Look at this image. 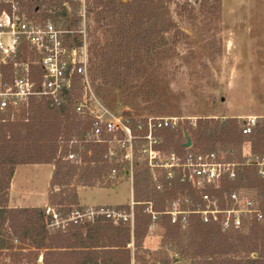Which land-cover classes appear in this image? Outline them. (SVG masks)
<instances>
[{"label":"trees","instance_id":"16d2710c","mask_svg":"<svg viewBox=\"0 0 264 264\" xmlns=\"http://www.w3.org/2000/svg\"><path fill=\"white\" fill-rule=\"evenodd\" d=\"M56 1L60 12L56 13L54 19L66 16L68 9L64 5L65 0H33L28 8L31 11L39 10L40 6L49 9ZM165 1L98 0V5L104 6L107 13L121 15L123 19L115 35L117 44L114 55L103 74L108 75L114 67L119 82L122 68L124 73H140L137 68L138 52L148 47L154 36L146 25L158 17ZM69 3H73V0ZM208 3L209 0H202L201 5L207 7ZM215 3L219 5L220 0H215ZM74 23L78 24L77 21ZM133 46H136V53L132 51ZM120 52L126 61L116 59ZM133 55L136 58L134 61ZM10 73V69L0 66V75L6 80H9ZM79 96L78 91L73 92L68 104L59 108L52 107L46 99L32 98L15 113L0 111V264H24L25 258L28 263L39 258V264H133L137 252L144 248V239L153 219L152 214L146 211L149 207H141L138 214L134 213L133 227L124 221L115 225L102 216L94 221H69L73 213L83 211L78 190L71 184L77 172L81 171L78 184L92 188L103 182L105 175L110 177L112 170H118V164H110L108 158L106 142L112 140L113 135L103 132L99 138L93 136L94 118L76 112L75 101ZM176 131L167 129L162 135L177 151H187L188 139L192 148L206 151H216L217 144L221 145L222 150L238 148L241 151L245 142H251L254 156L260 162L264 161V119H256V127L250 135H244L236 121L214 119L189 127L186 139L183 138V131ZM178 134L179 138L175 140ZM60 147L61 157L57 160ZM31 164L55 165L52 186L59 190L52 191L51 195L60 198L56 203L61 208L52 209L58 220L53 214H47V209L9 207L17 167ZM258 171L256 165L242 167L237 182L231 187L255 190L264 218V178ZM148 180L142 174L134 179L136 206L151 202L153 212L161 214L167 211V200L178 194L201 203V197L194 190L179 182H174L171 188L166 182L162 193L151 196ZM62 187H70L67 197H62ZM210 194L219 200L223 197L221 192ZM145 198L147 200H143ZM220 204L224 205L222 200ZM163 216L162 225L166 229L167 239L174 241L182 234L189 235L190 241L183 254L192 264H264V219L254 221L246 235L244 231L223 232L217 225L203 224L195 216L190 217L187 230L182 231L181 226L171 223L170 216ZM132 244L136 251L131 250ZM242 252L247 256H238Z\"/></svg>","mask_w":264,"mask_h":264},{"label":"rangeland","instance_id":"374dc122","mask_svg":"<svg viewBox=\"0 0 264 264\" xmlns=\"http://www.w3.org/2000/svg\"><path fill=\"white\" fill-rule=\"evenodd\" d=\"M32 1L20 0L29 17L54 18L60 12L58 1L49 9L40 6L39 12L31 11L28 5ZM65 1L68 10L63 20L73 29L83 30L86 35L91 55V84L102 105L104 120H120L137 134L135 126L139 122L177 118L180 123L177 131H183V138L186 139L189 127H196L200 121L232 120L236 121L240 130L250 119H264V0H220L219 5L215 0H209L207 7L201 5L202 0L163 2L158 17L146 25L154 36L149 46L138 52L137 68L140 73H124L122 68L119 82L114 67L108 75L103 71L114 55L117 44L115 35L119 24L123 23L121 15L107 13L104 6L98 5V0H73L71 4L70 0ZM76 21L77 25L74 23ZM81 39L83 36L75 34L73 42ZM133 47L132 51L136 53V46ZM116 59L126 61L121 52ZM77 102H83V98L79 96ZM161 137L163 144L160 149L165 153L174 152L180 156L186 153L177 151L163 135ZM178 138L179 134L175 140ZM106 143L110 164H118L116 179L111 180L105 175L103 182L92 188H116L128 182L134 187L135 177L142 174L149 179L151 196L163 192L156 189V184L161 182L165 188V172L161 169L150 171L148 168L141 154L147 146L144 140L138 139L134 144L132 158L126 157L127 152L122 146L125 140L121 133ZM216 150H222L220 144H217ZM59 157L61 147L57 160ZM160 162H168L167 156ZM78 165L86 167L85 164ZM125 171L129 174L126 175ZM54 173V164L18 166L11 185L9 207L60 209L61 206L56 203L60 198L51 195L52 191L59 190L52 186ZM80 173L78 171L71 181L77 190L87 188L78 184ZM69 188H61L64 192L62 197L70 194ZM127 190L128 184H123L117 192L125 196ZM175 197L167 200L166 210H171ZM84 200L93 201L95 198L92 194H84ZM135 201L134 205L123 206L121 210L118 207L103 208L116 209L127 215L132 212L138 214L141 207L150 209L149 203L142 202L136 206ZM81 207L83 211L90 209ZM92 209L99 210L101 207ZM163 217L160 214L156 220L152 219V225L156 224L160 236V247L153 251L145 248L139 250L135 264H192L183 254L190 241L189 235L182 234L174 241L167 239L166 229L162 225ZM244 232L247 235L248 228ZM130 248L136 251L133 244ZM238 256L246 257L247 254L242 252ZM25 259L24 264L40 263L39 258L29 263Z\"/></svg>","mask_w":264,"mask_h":264},{"label":"built area","instance_id":"2783aa9c","mask_svg":"<svg viewBox=\"0 0 264 264\" xmlns=\"http://www.w3.org/2000/svg\"><path fill=\"white\" fill-rule=\"evenodd\" d=\"M75 34L83 36V40L73 42ZM90 58L83 30L73 29L62 17H29L21 7L20 0H0V66L11 70L9 80L0 75L1 112L15 113L32 98L46 99L52 107L59 108L68 104L72 93L78 91L83 102L75 101L76 112L94 118V137L99 138L104 132L115 138L121 133L125 140L122 146L127 152V158L133 157L137 140H144L147 146L141 154L150 171L163 170L168 186L172 187L174 182H179L189 186L201 197V203H195L191 197L178 194L172 201L171 210L161 213L170 216L173 225H179L185 231L190 217L195 216L203 224L217 225L223 232H231L244 231L254 221H263L257 192L245 187H231L237 182L244 166L256 165L259 175L264 178V161L260 162L254 156L251 142H245L241 151H206L186 147L187 151L183 156L174 152L165 153L160 149L163 144L162 132L177 129L179 119H147L135 126L137 134L120 120H104L102 105L91 84ZM255 127L256 119H250L242 126V132L250 135ZM165 156L168 162L161 163ZM126 173L129 174L128 171ZM116 174L117 170H112L110 179H116ZM156 189L164 191L165 188L158 182ZM214 191L222 193L223 206L218 197L210 194ZM149 205L147 212L156 220L160 214L153 212L151 202ZM46 212L53 214L58 220L51 208ZM101 216L115 224L124 221L134 226V212L127 215L116 209L103 207L99 210L88 208L77 211L69 221H94Z\"/></svg>","mask_w":264,"mask_h":264},{"label":"crops","instance_id":"0c3cea01","mask_svg":"<svg viewBox=\"0 0 264 264\" xmlns=\"http://www.w3.org/2000/svg\"><path fill=\"white\" fill-rule=\"evenodd\" d=\"M24 166V165H22ZM128 184L129 191L127 190V194L119 195L117 189L123 185ZM131 189V192H130ZM128 192L130 194L128 195ZM79 201L80 205L84 207H123L127 205H134V187L128 183H122L116 188H79ZM84 194H92L95 198L93 201H86L84 200ZM129 197H128V196ZM159 233L156 230V224L150 226L149 231L144 239V248L147 250H157L160 247V238ZM178 261H176L177 263Z\"/></svg>","mask_w":264,"mask_h":264},{"label":"water","instance_id":"95a60500","mask_svg":"<svg viewBox=\"0 0 264 264\" xmlns=\"http://www.w3.org/2000/svg\"><path fill=\"white\" fill-rule=\"evenodd\" d=\"M187 137V136H186ZM192 146V143H191V141L188 139V142H187V144H186V147L187 148H190Z\"/></svg>","mask_w":264,"mask_h":264}]
</instances>
